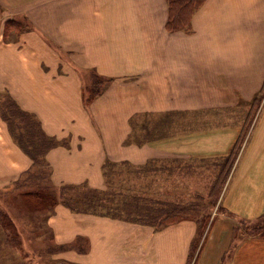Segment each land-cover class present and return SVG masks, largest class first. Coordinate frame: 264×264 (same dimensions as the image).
Here are the masks:
<instances>
[{
    "label": "crops",
    "instance_id": "0c3cea01",
    "mask_svg": "<svg viewBox=\"0 0 264 264\" xmlns=\"http://www.w3.org/2000/svg\"><path fill=\"white\" fill-rule=\"evenodd\" d=\"M45 5L50 9L42 13ZM166 15L165 0H0V93L35 115L44 132L60 142L45 155L56 185L98 188L106 161L138 166L164 161L168 152L185 154V146L172 151L165 145L125 143L128 129L119 118L138 110L211 114L248 102L260 91L264 0H204L189 33L166 31ZM23 18L27 23L21 22V30L4 34L8 20ZM47 20L53 24L46 26ZM87 67L116 77L89 105L83 102L82 88ZM262 102L257 111L260 143L248 153L247 142L242 143L222 194L230 211L245 212L244 204L247 210L255 197H260L256 207L264 204V97ZM105 117L112 118V127L105 126ZM1 122L0 165L5 170L0 173L16 179L32 161ZM204 138L193 141L194 153L212 149L202 146ZM53 212L51 224L71 225L70 237L62 239L55 232L59 242L86 240L87 249L66 254L85 264H152L153 259L156 264H186L195 232L188 220L152 230L76 213L61 204ZM225 245V239L214 248L208 243L195 264H218L217 249ZM230 264H264V239L240 243Z\"/></svg>",
    "mask_w": 264,
    "mask_h": 264
},
{
    "label": "rangeland",
    "instance_id": "374dc122",
    "mask_svg": "<svg viewBox=\"0 0 264 264\" xmlns=\"http://www.w3.org/2000/svg\"><path fill=\"white\" fill-rule=\"evenodd\" d=\"M165 2L167 7V1L165 0ZM49 9L50 6L45 5L41 12L45 13ZM20 22L25 24L27 20L23 18ZM52 24L48 20L45 21L46 26ZM191 30L190 22V29L181 31L189 33ZM166 31L168 30L166 29ZM96 77L108 81L105 88L116 78L100 74L95 67L85 68L82 71L83 98L88 96L87 91L92 87L91 82ZM263 97L264 81L260 91L252 99L227 110L216 111L211 114L207 111H193L191 109L165 112L138 110L135 116L119 118L126 126L124 129H128L124 134V137L126 136L125 143H135L138 146L165 145L172 151H175L178 145L186 147V149H183L185 154L174 155L165 152L167 156L164 161L153 162V160H149L151 161L150 169L153 165L158 166L156 171L145 173L139 171V167L149 161L138 166L110 162L112 164L102 170V173L105 172V174L110 171L109 174L111 175L108 176V180L113 181L117 191L125 192L128 188H130V191H137V188L141 187L144 188L146 193L147 197L145 198L162 200L165 203L175 204L183 208L181 213L161 225L160 229L179 221L194 222L195 232L192 240L195 239V248L189 251L190 257L188 255L186 264H195L200 251L206 248L208 243H211V247L214 248L213 246L217 242H222L224 239L226 245L221 249H217L221 254L218 264H230L233 252L240 243L250 238L264 239L259 235L260 225L264 224V218L256 217L264 209V204L261 207H256L257 204L255 206L260 197L253 198L254 202L248 206L247 210L246 204H244L245 212L239 213L235 210L230 211L226 206L224 196H222L226 183L234 169L242 143L247 142V153L249 147L260 143V115L257 111L263 103ZM93 100L85 105L91 104ZM0 121L5 124L3 120L0 119ZM102 121L105 126L112 127V118L105 117L102 118ZM146 132L149 133L150 140L137 142V139L142 140V136H146ZM130 133L133 136L128 138ZM107 134L110 135V133ZM202 137H205L206 140L202 146H208L212 149L206 152L205 149L202 153L200 152L201 154L198 150L194 153L192 151L193 141ZM10 138H12L11 135ZM246 152L245 156L248 155ZM233 158H235L233 165L220 193L217 194L218 185L213 190H211V186L220 165L225 162V159L232 160ZM162 164L165 165L161 166ZM135 168L138 170L136 174L131 172ZM0 169L4 171L5 167L0 165ZM31 170L34 169L31 168ZM25 173L20 174L16 179H4L3 175L8 173H0L2 175L1 180H4L0 182V264H85L72 259L69 257L70 254L66 255L68 254L67 250L82 252L87 249L85 239L77 237L66 243H61L55 235V232H59L58 235L62 239L70 237L72 232H70L71 225L69 223L56 221L51 224L49 219L54 215V209L51 212L47 210L36 211L23 204L20 195L33 190L30 185L34 183L33 179H26L27 175ZM50 179L52 184L57 187L58 185L52 181L51 168ZM234 179H237V176L233 177ZM74 184L78 185L79 183ZM106 187V179H104L102 185L98 188L85 185V187H77L74 190L67 191L65 194L68 198L76 197L78 206H81L82 192L88 193L91 189L104 190ZM58 204L63 205L60 202ZM108 204L111 206L113 202ZM101 212L104 213L105 209H101ZM86 214L110 217L105 214ZM5 216L14 227L15 239L12 238L9 230L2 224L1 218H5ZM202 217H207L206 223L203 232L197 235L196 230L201 224ZM152 230L154 229L152 228ZM253 231L259 234H254ZM75 252H73V255L77 254ZM156 263V260L153 259L152 264Z\"/></svg>",
    "mask_w": 264,
    "mask_h": 264
},
{
    "label": "trees",
    "instance_id": "16d2710c",
    "mask_svg": "<svg viewBox=\"0 0 264 264\" xmlns=\"http://www.w3.org/2000/svg\"><path fill=\"white\" fill-rule=\"evenodd\" d=\"M166 1L167 18L165 20V28L168 31L189 30L193 14L204 2V0ZM22 28L23 25L21 22L10 19L6 22L4 34L8 36L9 32H12V30L16 32ZM107 82V80L97 77L92 80V87L87 91L88 96L83 98L84 104L90 103L98 96L107 85ZM0 119L5 122L9 134L18 147L28 155L32 161L30 169H28L25 174L27 175L26 179H33L34 183L30 185L33 187V190L20 195L23 204L29 209L36 211L47 210L51 212L55 205L60 202L73 212L105 214L113 218L151 226L154 230L160 229L161 225L171 220V218L175 217L178 213H181L183 209L181 206L165 203L162 200L145 198L147 196L144 192V188L138 187L137 191H130V188L125 192L117 191L113 181L108 180V176L111 175L109 174L110 171H108L107 174H105V172L103 173L107 184L106 189H91L88 193L82 192V205L78 206V201L75 199L76 197L72 196L68 198L65 193L77 187H85V185H87L86 183L78 185L63 184L56 187L52 184L50 179V167L45 155L49 149L60 144V142L54 137L46 134L41 127L39 119L35 115L22 110L7 93H2L0 95ZM132 136L130 133L128 138ZM142 138V140L136 138L138 141H135L146 142L150 140L149 133L146 132V136L144 135ZM61 143L63 144L64 142ZM227 160L225 159V162L220 165V169L211 186V190H213V188L218 185L217 194L220 193L235 158ZM150 162L151 161L140 166L139 171L145 173L158 170L157 165H153L152 169H150ZM111 164L112 163L106 161L103 165V169ZM124 164L129 165L127 163ZM163 165L165 164L161 166ZM31 168L34 170H31ZM136 169L137 168L131 170V172L135 174L138 173ZM109 202H113V204L109 206ZM101 209H105V212L102 213ZM258 217L264 218V213ZM202 218L201 224L196 230L197 235H200L204 230L207 217ZM1 221L4 227L9 230L12 238L15 239V231L11 221L6 216L5 218L2 217ZM253 233L259 234L254 231ZM259 235L264 237V224L260 225ZM194 242L195 239L191 242L190 250L195 248Z\"/></svg>",
    "mask_w": 264,
    "mask_h": 264
}]
</instances>
